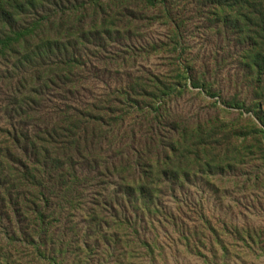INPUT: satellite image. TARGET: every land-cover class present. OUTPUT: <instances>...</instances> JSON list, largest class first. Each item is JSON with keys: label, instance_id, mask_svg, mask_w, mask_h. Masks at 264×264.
<instances>
[{"label": "trees", "instance_id": "16d2710c", "mask_svg": "<svg viewBox=\"0 0 264 264\" xmlns=\"http://www.w3.org/2000/svg\"><path fill=\"white\" fill-rule=\"evenodd\" d=\"M188 14L230 49L257 106L264 0H0V264L155 263L179 246L228 264L233 247L211 230L219 244L207 248L168 200L264 166V122L189 120L171 106L213 90L187 49ZM158 22L169 35L147 40ZM159 56L164 71L142 67ZM233 238L254 254L260 233Z\"/></svg>", "mask_w": 264, "mask_h": 264}, {"label": "rangeland", "instance_id": "374dc122", "mask_svg": "<svg viewBox=\"0 0 264 264\" xmlns=\"http://www.w3.org/2000/svg\"><path fill=\"white\" fill-rule=\"evenodd\" d=\"M187 18L189 24L186 33L188 52L192 58L197 59L198 68L207 62L209 70H212L210 82L213 90L211 94H206L200 89L190 88L192 90L190 93L177 99L171 106L178 114L189 120L211 119L214 122L219 121L226 124L237 121L240 125H249L254 122L260 125V122H264V100L256 102L257 106L252 103L254 86L252 84L250 86L246 77L247 73L240 66L239 61L228 55L230 49L220 48L221 43L205 28L207 26L202 20L195 19L194 14H188ZM167 35L169 34L166 26L158 22L146 32V39L162 40ZM215 52H218L219 67H216L211 59ZM141 65L154 71L166 69L165 60L161 56L151 57ZM261 80L264 86V72ZM262 107L263 113H260L259 108ZM219 139L222 137L220 136ZM257 166L241 170L242 177L238 183L233 182L234 177L231 176L226 189L220 190L215 181L209 184L206 180L194 181V186L186 194L190 203L188 209L180 205L182 211L178 210L179 203L185 202L184 194H178L179 203L173 199L168 200L175 216L180 218L178 223L182 228L187 227L189 231H197L198 241L205 235L208 237L210 242H206L205 237L203 239L207 248L209 246L218 247L219 244L212 240L211 230L221 237L220 245L226 248L233 247L227 261L228 264H264V254L259 250L257 252V248H264V166L259 162ZM229 174H234V172L231 171ZM246 227L249 230L252 229L254 233H260L259 241L253 245L254 254L248 250L249 247L252 248L250 241L242 242L233 238L236 231L244 230ZM229 233L232 236H229ZM3 234L0 230V235ZM175 238L176 235L173 236V239ZM160 239V241H165L162 236ZM177 250L175 254L174 250L168 249L164 261L158 260L151 263L138 254L132 262L124 264H207L203 258L186 254L182 246H179ZM102 264L114 263H111V259H107Z\"/></svg>", "mask_w": 264, "mask_h": 264}]
</instances>
